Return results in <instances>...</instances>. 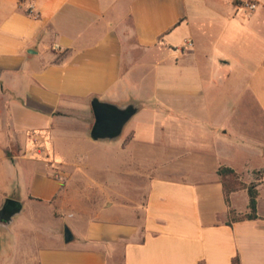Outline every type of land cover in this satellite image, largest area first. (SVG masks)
Returning <instances> with one entry per match:
<instances>
[{
  "label": "crops",
  "instance_id": "0c3cea01",
  "mask_svg": "<svg viewBox=\"0 0 264 264\" xmlns=\"http://www.w3.org/2000/svg\"><path fill=\"white\" fill-rule=\"evenodd\" d=\"M29 6L35 16L26 14ZM150 69L155 89H168L179 108L155 110L157 122L170 123L171 153H191L173 125L190 121L191 106L210 90L241 91L235 106L248 98L264 118V0H0V159L38 164L0 165V189L7 188L0 208L7 198L25 206L0 227V264H264V183L259 218L229 224L217 174L202 182L182 173L185 165L158 166L140 217L98 214L84 229L81 220L74 228L62 223L76 236L68 245L64 229H50L47 213L33 209L67 192L64 167L47 156L57 148L82 153L89 142H111L117 153H134L148 143L138 123L127 127L147 107ZM94 98L134 101L142 110L118 140L95 143ZM239 194L244 210L234 205ZM231 203L247 213V192L233 193ZM50 235L60 242L43 245Z\"/></svg>",
  "mask_w": 264,
  "mask_h": 264
},
{
  "label": "rangeland",
  "instance_id": "374dc122",
  "mask_svg": "<svg viewBox=\"0 0 264 264\" xmlns=\"http://www.w3.org/2000/svg\"><path fill=\"white\" fill-rule=\"evenodd\" d=\"M145 82L151 88L142 99L147 107L127 129L138 123L144 133L143 140L148 143L134 147V153H117L111 142H89L86 148H82V153H66L63 148H57L54 158L52 154L47 155L50 161L64 167L67 191L57 202L33 207L47 213L50 229L60 227L63 231L62 223L65 222L74 228V222L79 220L82 221L80 228L84 229L98 214L122 219L140 217L147 199L148 175L154 173L153 168L158 166L168 169L170 165H185L181 172L202 182L216 179V169L222 165L237 170L245 182L251 181L252 170L264 169V118L248 98L235 106L234 95L241 91L214 89L200 95L201 102L194 103L190 108V121H178L173 125L181 138L187 140L191 153L175 154L169 152V140L165 137L169 134L170 123H164L165 126L157 122L155 110L159 109L167 115V110L178 107L172 104L168 89H155L152 69L146 73ZM160 128L162 137H165L161 146L158 141ZM223 131L227 134L223 135ZM0 165L38 164L18 157L15 163L0 159ZM6 189L1 186L0 196ZM120 192L123 196L119 195ZM212 197L217 203V194H212ZM234 205L238 210H244L245 197L239 194ZM53 215L65 221H57ZM42 242L52 247L60 240L50 235L49 238L43 236Z\"/></svg>",
  "mask_w": 264,
  "mask_h": 264
},
{
  "label": "water",
  "instance_id": "95a60500",
  "mask_svg": "<svg viewBox=\"0 0 264 264\" xmlns=\"http://www.w3.org/2000/svg\"><path fill=\"white\" fill-rule=\"evenodd\" d=\"M95 122L90 132L92 142L116 141L124 133L128 123L141 112L142 106L137 102L127 105H116L94 98L91 102ZM25 210L22 202L7 198L0 208V227H9L15 218L21 216ZM76 240L73 230L65 225L64 241L71 244Z\"/></svg>",
  "mask_w": 264,
  "mask_h": 264
},
{
  "label": "trees",
  "instance_id": "16d2710c",
  "mask_svg": "<svg viewBox=\"0 0 264 264\" xmlns=\"http://www.w3.org/2000/svg\"><path fill=\"white\" fill-rule=\"evenodd\" d=\"M26 14L30 15L28 10H26ZM71 52V50H66L63 54L59 55L57 63L67 58ZM216 174L222 185L225 204L228 207V223L232 224L233 222L258 219L259 187L264 183V169L252 170L250 172V182L243 181L240 174L235 169L228 166H220ZM239 191H246L248 194L247 213H239L232 206L231 195ZM234 264H240L238 258H235Z\"/></svg>",
  "mask_w": 264,
  "mask_h": 264
},
{
  "label": "built area",
  "instance_id": "2783aa9c",
  "mask_svg": "<svg viewBox=\"0 0 264 264\" xmlns=\"http://www.w3.org/2000/svg\"><path fill=\"white\" fill-rule=\"evenodd\" d=\"M246 7H247V9L249 10V11H254V10H256V4H254V3H248L247 5H246ZM28 11H29V14L31 15V16H35V12H34V7L33 6H29L28 7V9H27Z\"/></svg>",
  "mask_w": 264,
  "mask_h": 264
}]
</instances>
